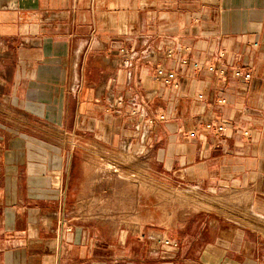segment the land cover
Instances as JSON below:
<instances>
[{
  "label": "crops",
  "instance_id": "obj_1",
  "mask_svg": "<svg viewBox=\"0 0 264 264\" xmlns=\"http://www.w3.org/2000/svg\"><path fill=\"white\" fill-rule=\"evenodd\" d=\"M0 264H264V0H0Z\"/></svg>",
  "mask_w": 264,
  "mask_h": 264
},
{
  "label": "rangeland",
  "instance_id": "obj_2",
  "mask_svg": "<svg viewBox=\"0 0 264 264\" xmlns=\"http://www.w3.org/2000/svg\"><path fill=\"white\" fill-rule=\"evenodd\" d=\"M106 162V166H107ZM106 172V171H105ZM112 173H115L116 176L121 178H129L131 177L128 174H125L119 168L111 170ZM130 173V172H129ZM136 178H130V184ZM124 181V180H123ZM151 199L148 201L138 200L136 197H139L138 191L132 193L131 195L135 197L134 199L130 200V217H120L116 218L120 220V224L122 228H130V231H138V228H145V232H153L149 236L151 242L157 246V248H161V244L158 242L159 238L162 236H166L167 232L165 229L171 228L172 221L176 218L177 220H181V212L177 209L179 208V204H177L175 200V191L167 190L165 191V195L163 193H159V188L157 186L151 185ZM131 192V190H130ZM134 194V195H133ZM167 197V200L165 198ZM206 200V199H204ZM206 202H202L204 204ZM222 203V202H219ZM221 206V205H220ZM165 208V209H163ZM176 210L174 216L172 215L171 211ZM233 211V210H232ZM178 212V214H177ZM233 213L232 217H236L238 214L237 210L230 212ZM229 213V214H230ZM177 214V216H176ZM140 232V230H139ZM174 233L168 234L171 240L174 239Z\"/></svg>",
  "mask_w": 264,
  "mask_h": 264
},
{
  "label": "built area",
  "instance_id": "obj_3",
  "mask_svg": "<svg viewBox=\"0 0 264 264\" xmlns=\"http://www.w3.org/2000/svg\"><path fill=\"white\" fill-rule=\"evenodd\" d=\"M169 53L171 54L172 52L169 51ZM183 63L187 64L186 61H184ZM125 65L129 66V61H126ZM195 67H198V65L196 64ZM209 70L211 72H213V71H215V67L214 66L213 67L210 66ZM234 76L237 79H241V80H243L245 82H248V81H250L252 79V74L244 73L240 69L235 70ZM157 77L168 87H175L176 86V73L173 72V71H166V70H164L162 68H159L157 70ZM200 98H202V96H200ZM219 103L220 104H225L226 100L224 98H222V99H220ZM142 111H143V109H140V110H137L136 113H140L141 114ZM161 119L164 120L165 116H162ZM227 127L228 126L225 125V124H218V125L208 124V125H206V129L207 130H216L218 133L226 132L227 131ZM158 242L161 244V246H177L176 241L171 240L167 235L160 237Z\"/></svg>",
  "mask_w": 264,
  "mask_h": 264
}]
</instances>
